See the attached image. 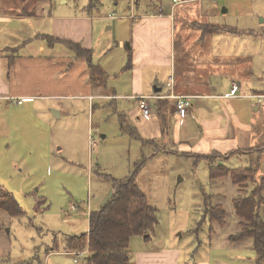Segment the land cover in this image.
<instances>
[{"label": "crops", "instance_id": "obj_1", "mask_svg": "<svg viewBox=\"0 0 264 264\" xmlns=\"http://www.w3.org/2000/svg\"><path fill=\"white\" fill-rule=\"evenodd\" d=\"M204 1L133 0L127 12V8L106 10L103 3L92 7L90 0H61V4L59 0H0V51H4L0 55V96L7 100L6 107L18 104L14 97L26 98L18 105L35 107L37 120L49 111L51 122L65 111L81 107L90 111V117L96 109H112L121 120L120 127L143 143L165 139L187 156L198 159L196 154L217 153L216 158L205 161H219L229 169L243 167L227 164L236 156L250 158L264 148V118H255L258 112L246 105L248 95L264 89L242 90L253 69L247 70L245 42L244 49L240 43L241 35L249 29L210 21L216 2L212 0L209 8ZM35 8L33 16L19 14L22 9ZM26 19L46 23L42 32L30 31L31 36L50 35L61 41L38 39L37 44L28 46L22 35ZM234 35L238 39L230 37ZM67 42L91 51L93 64L99 66L95 75L88 58L79 56ZM234 79L240 84L235 97L230 95ZM172 90L193 96L184 115L176 110L175 100L167 97ZM139 96L148 98L150 115L142 114ZM257 102L264 106L263 101ZM4 127L9 139L18 132L11 119ZM259 169L257 174L262 175ZM215 227L216 222L210 223L211 232ZM245 242L253 247L251 241ZM181 252L173 247L161 258L144 256L138 264H178Z\"/></svg>", "mask_w": 264, "mask_h": 264}, {"label": "rangeland", "instance_id": "obj_2", "mask_svg": "<svg viewBox=\"0 0 264 264\" xmlns=\"http://www.w3.org/2000/svg\"><path fill=\"white\" fill-rule=\"evenodd\" d=\"M115 1L102 3L106 10L127 8L130 12L133 0ZM213 1L216 5L210 21L249 29L241 35L240 43L244 49L245 42L247 64L251 66L247 70L253 69L242 90L264 89V0ZM211 2L205 0L204 5L210 8ZM45 24L26 19L23 42L28 46L37 44L38 39L47 43V37L29 34L42 32ZM8 71L6 66L5 78ZM253 94L248 95L246 105L258 112L255 118H264V106L257 102H264V92ZM6 101L0 96V191L12 192L24 212L11 215L0 208V264H88L90 253L66 250L68 236L88 231L89 213L98 210L113 190L112 179L107 176L126 180L133 173L150 203L157 207L159 221L150 237L131 238V264H138L144 256L161 258L173 247L182 250L178 264L255 263L256 252L249 242L238 246L227 237L238 230L232 199L240 191L231 175L211 181L212 164L176 151L177 147L165 139L143 143L120 127L121 120L112 109H96L90 117V111L81 107L65 111L51 122L49 111L37 120L35 107H6ZM257 105L259 111L254 109ZM9 119L18 126L11 139L4 134V123ZM227 165L260 168L259 173L264 174V148L250 158L236 156ZM206 193L213 195L214 203L222 202L229 213L230 222H216L214 232L204 220ZM262 209L264 213V206Z\"/></svg>", "mask_w": 264, "mask_h": 264}, {"label": "trees", "instance_id": "obj_3", "mask_svg": "<svg viewBox=\"0 0 264 264\" xmlns=\"http://www.w3.org/2000/svg\"><path fill=\"white\" fill-rule=\"evenodd\" d=\"M101 3L102 0H90L89 5L94 7ZM19 14L33 16L36 14V8L33 10L22 9ZM43 36L47 37L51 43L61 41V39L50 35ZM67 44L79 56L88 58L92 75L99 69V66L97 67L92 62L91 51H87L77 43L67 42ZM127 47L131 53L132 48L129 43H127ZM159 102L162 103V101ZM196 156L199 160L211 161L218 154H196ZM228 175H231L232 182L238 186V191H240L232 199L236 214L233 221L240 226V231L231 234L229 240L231 242L251 241L257 256L256 263L263 264L264 174L259 175L257 169H247L246 167L229 169L219 161L210 166L211 181ZM107 178L112 179V196L98 210L90 212L89 232L68 236L67 248L77 252L88 251L90 253L87 259L88 264H131L129 250L131 238L144 234L150 237V234L155 232L159 221L157 207L150 203L139 187L135 173L126 180L111 176H107ZM250 185H253L251 189H249ZM1 190L0 208L8 211L11 215H21L24 211L15 195L10 191ZM205 197L204 220H208L211 224L218 222L221 225H227L230 222L227 208L222 202L214 203L213 195L206 193Z\"/></svg>", "mask_w": 264, "mask_h": 264}, {"label": "built area", "instance_id": "obj_4", "mask_svg": "<svg viewBox=\"0 0 264 264\" xmlns=\"http://www.w3.org/2000/svg\"><path fill=\"white\" fill-rule=\"evenodd\" d=\"M175 3L178 2H183V0H174ZM171 86V88L173 87V83L171 81V83L169 84ZM239 90H240V84L236 81V80H232L231 82V93L230 95L235 97L239 95ZM167 97L169 98H173L175 100V106H176V110L178 111V113H180L181 115H184L189 107L191 106V98L193 96H189V95H177L173 92V90L171 91V93L169 95H167ZM138 101H139V107L142 111L143 115H150L151 111H150V104L148 102V98L146 96H139L137 97ZM15 101H17L18 104H21L23 102H25L26 98H19V97H14L13 98ZM94 139L93 137L90 138V143L94 145Z\"/></svg>", "mask_w": 264, "mask_h": 264}, {"label": "water", "instance_id": "obj_5", "mask_svg": "<svg viewBox=\"0 0 264 264\" xmlns=\"http://www.w3.org/2000/svg\"><path fill=\"white\" fill-rule=\"evenodd\" d=\"M112 194H113V190L110 192V194H109L108 198L106 199V201L112 196Z\"/></svg>", "mask_w": 264, "mask_h": 264}, {"label": "flooded vegetation", "instance_id": "obj_6", "mask_svg": "<svg viewBox=\"0 0 264 264\" xmlns=\"http://www.w3.org/2000/svg\"><path fill=\"white\" fill-rule=\"evenodd\" d=\"M110 199V198H109ZM82 253V252H81ZM80 254V253H79Z\"/></svg>", "mask_w": 264, "mask_h": 264}]
</instances>
